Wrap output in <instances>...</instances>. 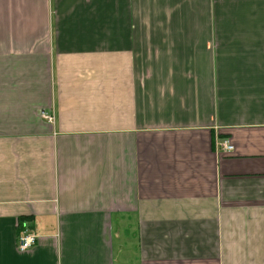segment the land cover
<instances>
[{
  "label": "crops",
  "instance_id": "1",
  "mask_svg": "<svg viewBox=\"0 0 264 264\" xmlns=\"http://www.w3.org/2000/svg\"><path fill=\"white\" fill-rule=\"evenodd\" d=\"M0 264H264V0H0Z\"/></svg>",
  "mask_w": 264,
  "mask_h": 264
},
{
  "label": "built area",
  "instance_id": "2",
  "mask_svg": "<svg viewBox=\"0 0 264 264\" xmlns=\"http://www.w3.org/2000/svg\"><path fill=\"white\" fill-rule=\"evenodd\" d=\"M50 118V116H48ZM220 149L225 152H231L234 149L233 144L229 140H222L219 144ZM37 234L32 230L25 229L19 237V250L26 251L32 248L37 242Z\"/></svg>",
  "mask_w": 264,
  "mask_h": 264
}]
</instances>
